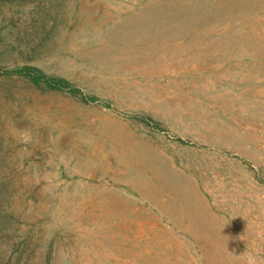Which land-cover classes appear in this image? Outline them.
Masks as SVG:
<instances>
[{"label":"rangeland","instance_id":"1","mask_svg":"<svg viewBox=\"0 0 264 264\" xmlns=\"http://www.w3.org/2000/svg\"><path fill=\"white\" fill-rule=\"evenodd\" d=\"M24 65L81 92L0 76V264H264V0H0Z\"/></svg>","mask_w":264,"mask_h":264},{"label":"trees","instance_id":"2","mask_svg":"<svg viewBox=\"0 0 264 264\" xmlns=\"http://www.w3.org/2000/svg\"><path fill=\"white\" fill-rule=\"evenodd\" d=\"M8 75V76H19L24 79L32 82L35 85L45 87L49 90H59V91H68L74 95L79 94L81 91L78 87H76L73 83H71L68 79L62 76H54L46 73L42 69L32 66V65H24L17 66L11 69L3 68L0 66V76ZM84 100L90 101H98L99 99L95 96H87L82 97ZM140 118L144 119L147 123H150V118L146 116H140ZM5 194V197L9 194L8 183L3 182L0 187V203L3 202L1 199V195ZM9 197V196H8ZM8 199V198H7ZM12 215L7 211L0 210V230L5 229L8 224L12 222ZM1 262V260H0ZM5 264V263H3Z\"/></svg>","mask_w":264,"mask_h":264},{"label":"bare ground","instance_id":"3","mask_svg":"<svg viewBox=\"0 0 264 264\" xmlns=\"http://www.w3.org/2000/svg\"><path fill=\"white\" fill-rule=\"evenodd\" d=\"M179 181L180 180L174 179L170 184L169 183L168 184L172 190L177 191L179 189V192H180L182 190V188L184 189V184L182 181H180V182ZM140 188H143V185L140 184ZM149 188L150 189L152 188V190H155V191L159 190V186L153 185V184H150ZM186 200H187V198H185L183 201V204H184V206H186V208H184V209L182 208V209H183L184 215L187 216V220H189L188 228L191 231H193V229H194L193 223L197 224L196 226L199 225L205 232V234L203 233V236H202V240H204V242H205V243H202L204 245L202 248L205 249L206 248L205 244H206V246H209V245L215 246L214 248L216 250H219V248L222 246V244L219 242V240H218L219 238H218V236H216V233H214V227H213L212 221H211L214 217L210 216L208 214L207 207L203 211H199L200 209L198 207H196V205H195L196 202L194 200L191 201V205L188 204L189 202H187ZM197 209H199V210H197ZM214 248L212 251L213 254H215L217 252Z\"/></svg>","mask_w":264,"mask_h":264}]
</instances>
